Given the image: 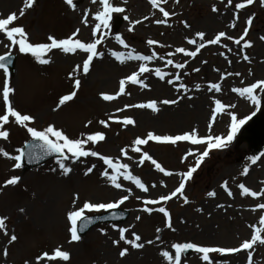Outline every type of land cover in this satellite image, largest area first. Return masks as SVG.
<instances>
[{"label":"rangeland","instance_id":"1","mask_svg":"<svg viewBox=\"0 0 264 264\" xmlns=\"http://www.w3.org/2000/svg\"><path fill=\"white\" fill-rule=\"evenodd\" d=\"M23 2L24 0H0V18H6L13 12L18 15ZM74 2L77 4L76 10L65 5L64 0H37L33 8L15 21V25L23 26L33 43L48 42V35L58 39L67 38L77 28L80 29L77 38L82 42H91L92 28L97 23L92 17L99 10V4H93L91 0ZM112 2L116 6L124 7L126 11L113 14L109 29L101 28V32H107L102 43L98 45V51L104 55L102 58H94L87 75L81 72L74 74L73 78L69 77L73 67L86 58L82 52L65 54L53 50L48 53L51 62L41 65L30 54H22L13 47L12 55L16 56L17 60L16 72L11 76V86L14 87L15 93L10 98L17 110L35 117V123L30 126L38 129L53 124L74 138H79L81 133L104 132L106 139L103 142L95 146L89 144L87 147L128 163L132 174L138 176L149 190L145 193L123 177L118 181L122 188H115L102 175L105 170L109 173L111 170L95 157L81 158L76 164L66 161L73 171L68 176H63L57 164L58 159L25 171L23 166L13 169L15 161L0 155V185L13 175L21 177L17 185L0 190V216L8 217L6 226L9 233L5 236L0 231V264H25V261L35 264L37 255L45 251L51 253L57 246H62L63 250L70 252V261L45 260L41 264H166L159 253L162 250L171 251L170 244L173 242L237 247L241 241L251 237L252 229L249 225L255 224L260 227L258 221L259 217L264 215V210L252 209L257 204L264 203V196L257 198L242 196L238 185L244 184L254 191L264 188V183H261L264 181V153L252 163L246 144L238 145V137L247 121L264 110V91L259 88L254 90L253 95L259 101L258 104H254L251 99L232 92L231 89L246 87L264 80V41L260 39L264 36V6L260 0H254L252 5H247L246 0H233L231 5L227 4V0H179L178 3L176 0H167V3L161 6L175 15L167 18V24L158 25L153 21L164 17L158 9L151 7L148 0H127L126 4L122 0ZM236 3H245L246 6L237 10ZM213 5L217 8L216 12L212 11ZM86 9L89 10L87 27L81 23ZM124 15L130 20L142 19L144 16H148L149 19L135 25L133 31L129 32L130 25L123 19ZM249 16H252L253 20L245 40L251 41L252 46L243 51H240L243 41L241 46H238L232 41L222 39L219 45H207L201 49L195 58H182L180 53L174 52L176 47L194 51L195 45H189L186 38H196L195 33L199 31L205 33L206 40L214 38L219 31L239 38L247 27L246 20ZM117 18L123 21L118 30H115ZM181 21L187 22L190 27L185 28ZM232 24H235V27H230ZM117 34L129 45L128 49L116 42ZM149 39L158 41V44L149 46L147 44ZM196 39L199 43V39ZM9 43L6 37L0 34V55L8 51L4 45ZM222 45H227L232 51L229 52L228 48ZM133 49L143 55H151L153 51L157 53L156 58L147 62V67L151 71L139 77L147 87L128 84L125 89L127 94L113 101H104L100 94L117 92L120 79L137 71L141 63L126 60L121 64L110 53ZM168 52H173L174 55L168 57L166 55ZM221 52L225 55L221 56ZM245 54L250 58L248 61L243 59ZM169 58L173 59L174 63H185V68L178 70L172 65H167L166 60ZM156 68L171 75H166L162 81L154 74ZM196 68L200 70L194 72L193 69ZM176 73L181 76L180 81L168 84L167 80ZM222 73L225 74L223 80L220 79ZM228 73L233 75H227ZM235 73L240 75L237 76ZM75 78L81 80L76 97L53 111L59 97L73 90ZM3 79V70H0V85ZM181 83L186 85L187 92L184 89L178 90ZM209 83H220L222 90L209 92ZM196 85H200L199 90L196 89ZM152 99L158 102L163 99H178V103L175 105L158 103L160 111L157 113L150 109L137 108L116 112V109L123 108L126 104L144 103ZM213 99H220L226 105L223 112L217 113L214 121L211 119ZM2 109L3 104L0 100V114ZM109 115L132 117L136 124L123 127L120 123L109 121V127L104 128L98 122L107 120ZM232 116H235L237 121L243 119L245 122L239 127L228 146L212 150L193 174L192 179L186 182L184 195L189 203L184 204L183 197L178 194L166 204L149 205L153 208L166 207L171 213L176 231L164 227L162 213L143 212L144 199H157L161 195L169 194L178 187L182 178L179 174L187 171L189 166H194L195 156H188L183 162L182 157L189 150L202 152L205 145H192L187 141H180L175 145L150 141L147 145L141 146L142 150L147 151L162 167L175 173L171 176H164L163 173L156 171L148 161L142 166H137L139 154L129 150L128 155L133 159L128 160L121 157L120 149L130 148L135 137H145L149 131L158 135H178L196 129L202 137L207 135L223 137L231 129ZM89 120L92 123L85 127ZM5 128L10 132V136L8 140L0 139V148L12 156L18 155L16 149H22L23 144L32 140V137L25 128L14 122L10 121ZM92 164L96 165L95 169L85 176L84 171ZM245 167L248 169L246 175L242 174ZM225 182L232 196L221 187ZM153 184L156 186L152 187ZM124 189H129L131 195L118 208L131 212L126 223L97 226L79 242L68 243L70 234L67 231L69 225L66 215L73 208L74 196H79L75 206L81 207L85 201L115 202L128 195ZM208 192H215L216 195L210 197L207 195ZM103 212L105 210L86 211L85 214L92 216ZM136 216H140L141 219L137 221ZM119 227L130 228L129 233L125 234L128 238H131V232L139 234L142 238L140 242L149 239L155 241L156 228L159 227L162 230L159 233L161 241H155L152 245L145 244L143 249H132L123 242L119 247L113 246L111 241L118 239L119 233L116 229ZM102 229L106 234H101ZM13 233L18 239L8 244V239ZM261 235L264 236V233ZM125 247L129 248V252L121 258L119 251ZM5 248L8 252L6 257L3 255ZM250 251L253 252V264H264V245L257 243ZM211 255L214 264H247L245 251L237 254ZM182 264L203 262L199 254L191 251L182 257Z\"/></svg>","mask_w":264,"mask_h":264},{"label":"snow or ice","instance_id":"2","mask_svg":"<svg viewBox=\"0 0 264 264\" xmlns=\"http://www.w3.org/2000/svg\"><path fill=\"white\" fill-rule=\"evenodd\" d=\"M37 0H24L23 6L19 9V14L13 12L7 15L6 18H0V34H3L9 44H5V48L8 51L0 55V70H3V83L0 85V100H2L3 109L2 114H0V139L8 140L10 136V132L5 128V125H8L11 122H14L16 125L21 126L26 129L27 133L32 137L34 141L38 143L29 145V159H36L39 160L42 155H51L52 153L59 154V159L57 160V164L59 169L61 170V174L63 176H68L72 171V167L68 166L65 162L70 161L71 164H76L77 162L81 161V158L87 157H95L98 158L100 161L103 162L104 165L107 166V169L111 170L109 173L105 170L102 175L107 178L111 184L117 188L121 189L122 184L119 181L121 177L124 180L132 182L136 188L142 190L143 192H148V187L145 185L144 182L138 177L132 174L130 171V165L128 163H123L120 158H113L108 155H103L98 151L88 148L89 144L95 146L99 142H103L106 139V135L102 131H95L90 133H81L79 138L69 137L63 130L56 128L53 124H49L47 127L43 129H38L36 127L30 126L35 123V117L22 113L21 111L17 110L14 107L13 102L11 100V96L14 95L15 89L11 86V73L9 70V65L11 63L12 58V48L15 47L17 50L22 54H30L36 62L41 65H47L51 62V58L48 56V53L52 52L53 50H59L65 54H75L78 51L82 52L86 55V58L82 60L80 64L75 65L73 67L71 73H69V77L73 78L74 74L83 73L87 75L90 71V67L93 63L94 58H102L104 53L98 51V45L102 43L107 32H101V28L109 29L110 28V21L113 18V14L117 13H124L126 9L121 6H116L112 0H91L93 4H99V10H97L93 14V19L97 21L95 26L92 28V41L91 42H82L78 37L80 29L77 28L75 31L72 32L70 36L67 38L58 39L53 35L47 36L48 42H38L33 43L30 41L29 35L23 26L15 25V21L20 17H23L27 10L33 8L36 4ZM124 4L127 3V0H122ZM149 4L153 9H158L159 12L162 14L164 19H156L153 22L155 24H167V18L170 15H175L174 12L170 13L166 11L165 8L161 5L166 4L167 0H148ZM178 3L179 0H176ZM233 0H227V4L231 5ZM254 0H246L247 5H252ZM65 5H67L70 9L76 10L77 4L74 0H64ZM262 6H264V0H260ZM245 3H236L235 9H243L246 6ZM212 11L216 12L217 8L215 5L212 6ZM88 18H89V10H84L83 18L81 23H83L86 27L88 26ZM123 19L129 22L128 31H133L135 25L141 24L143 21L149 19L148 16H144L142 19L137 20H130L127 15H124ZM253 17L249 16L246 20L247 27L244 28L243 34L239 38H234L232 36L227 35L225 31H219L214 38L212 39H205V33L202 31L196 32L195 37L199 39V43L197 42L196 38H186V41L189 45H195L194 51H189L184 47H176L174 52L183 54L186 57L195 58L197 54L204 49L207 45H219L221 44L222 39H227L232 41L234 44L241 46V42L243 41V45L240 48V51L251 47V41L245 40V37L248 35L249 28L252 24ZM184 24L185 28L190 27L187 22L181 21ZM230 27H235V24L230 25ZM99 33V35H98ZM260 39L264 41V36H261ZM115 40L118 44H120L123 48L128 49L129 45L125 42L121 35L117 34L115 36ZM149 46L158 44V41L149 39L147 41ZM164 47V45H160ZM225 48H228L227 45H222ZM228 51L231 52L232 49L228 48ZM135 53V54H134ZM112 57H114L117 61L123 64L126 60H136L141 61L139 64V68L137 71H133L131 74L123 77L119 81V90L114 94L108 93H101V98L104 101H113L117 99L121 95L127 94L125 89L128 84L136 85L139 84L142 88L147 87L144 84L143 80L139 77L146 72L151 71L147 67V62L152 61L156 58L157 53L155 51L152 52L151 55H143L140 53H136L135 50H129L127 52H117L112 51L110 53ZM168 57H172L174 55L173 52H168L166 54ZM221 56L225 54L223 52L220 53ZM160 59H164V57H159ZM227 59V57H225ZM245 61H248L250 58L245 54L243 56ZM206 63V61H205ZM230 63V61H229ZM167 65H172L175 69H184L185 63H174L173 59L169 58L166 60ZM200 69L196 68L193 69L194 72H198ZM216 71H219L216 69ZM154 74L160 80H164L166 75H171L163 72L160 68H156L154 70ZM251 75V72L249 73ZM187 75V73H185ZM227 75H233V73H228ZM235 75L239 76L240 73H235ZM225 78V74H221L220 79L223 80ZM181 76L179 73H176L172 76L171 79L167 80L168 84H173L174 81H180ZM81 86V80L79 78L74 79L73 83V90L69 93L62 95L59 97L58 103L56 108L53 111L58 110L61 106L65 105L67 102L72 101L76 95L77 91ZM260 89L264 91V80H259L252 83L246 87L240 88H232L231 91L238 93L241 96H246L247 98L251 99L254 104H258L259 101L257 97L253 95L254 90ZM179 89H184L185 92L188 91L186 85L183 83L179 84ZM196 89H200V85H196ZM221 84L220 83H209L208 84V91L212 92H220ZM191 99L192 97H188ZM158 103L162 105H175L178 103V99H163L159 102L155 99L149 100L144 103H137V104H126L123 108L116 109V112H123L126 109L130 108H137V109H150L153 113H157L160 111L158 107ZM214 108L212 109L211 119L212 121L215 120L217 113H221L224 111L226 105L222 103L220 99H213ZM234 107V106H233ZM109 121L120 123L123 127H127L129 125L135 126L136 121L132 117H117L115 115H109L107 120H100L98 123L102 125L104 128L109 127ZM244 120L241 119L237 121L235 116H232V125L230 131L227 133L226 136L220 135H207V136H200L196 129H192L191 131L184 132L178 135H158L151 131H149L145 137L137 136L131 142L130 148L125 147L120 149V155L123 158H127L128 160H132L133 157L128 155L129 150L133 153L139 154V160L137 161V166H142L146 161L150 162L156 171L163 173L164 176H171L175 173L166 170L160 163L157 162L147 151H143L141 146L147 145L150 141L157 142V143H168L175 145L177 142L180 141H187L192 145H205L204 150L202 152H194L189 150L184 157H182V162L188 158V156H195V164L194 166H189L187 171L180 173L179 175L182 177L181 181L173 191H171L167 195H161L157 199H144L143 204L145 207L142 209L143 212L151 214L152 212L162 213L164 217V227L175 232L176 229L173 227L172 216L170 211L164 207H149V205H161L166 204L168 201L177 197L179 194L183 197L184 204H188L189 200L184 195V190L186 187V182L191 180L193 174L197 171V169L201 166L204 162L205 158H207L212 150H220L224 149L228 146V144L233 140L235 133L238 131L239 127L244 124ZM92 122L89 120L85 127H88ZM212 124H209V129H211ZM18 155H10L8 151L3 148H0V155L14 160L15 163L13 164V169H19L22 164V158L25 156V152L22 149H16ZM252 163H255L257 157H250L249 158ZM96 165L92 164L86 168L84 171V175L87 176L93 172ZM55 171V169H53ZM248 172L247 167H245L242 174L246 175ZM21 180L20 176L13 175L6 179L2 185H0V190L6 188L8 186H15ZM261 183H264L262 181ZM156 185L153 184L152 187ZM222 188L227 192L229 196H232V192L227 187V182L221 185ZM240 194L242 196H250L253 198L264 196V188H261L259 191H254L244 184L238 185ZM124 191L128 192V195L122 196L119 200L115 202H108V203H96L91 201H85L81 207H76V201L79 199V196L76 195L73 198L72 210L67 212L66 219L68 222L69 227L67 228L68 233L70 234V239L68 243L79 242L81 240L80 233H83L88 226L92 223V219L88 217L85 213L87 212H100L101 210H111L118 208L120 205L124 204L125 201L129 199L131 195V191L129 189H124ZM208 196L214 197L216 195L215 192H208ZM137 199H141L137 197ZM218 207H223V205H218ZM257 209L264 210V203L257 204L252 210L255 211ZM22 212L23 209H20ZM198 211H200L198 209ZM113 218L115 217V213H113ZM137 221L141 219L140 216H136L135 218ZM8 220L7 216H0V231L3 232L5 236H8V230L6 226V221ZM183 222V221H182ZM260 227H257L255 224L249 225L252 229V235L249 239H245L240 242L237 247H218V246H208V245H201L195 242H173L170 244L169 250H162L160 251L159 255L163 258L166 264H182V257L189 251L192 250L195 253L199 254L200 260L203 264H214L213 258L211 254H237L241 251L247 252V264H253V252L250 251L253 249L254 245L257 243L264 245V236L261 233H264V215L259 217L258 221ZM116 228V226H113ZM119 233L118 239H113L111 242L113 246L119 247L121 242L125 245H130L132 249H143L145 244L152 245L155 241H161V237L159 233L162 231L161 228H156V237L154 240H147L145 242L141 241V236L136 232H131V238L126 237V233H129V227H119L116 229ZM101 234H106V232L102 229ZM18 237L13 233L10 235L8 239V244H12L16 242ZM129 252V248H121L119 251V256L121 258L125 257ZM3 255L6 257L8 255L7 249L5 248L3 251ZM71 259V254L67 250H63L62 246H57L52 250L51 253L45 251L35 258V264H41L42 261H64L68 262ZM25 264H29L28 261H25Z\"/></svg>","mask_w":264,"mask_h":264},{"label":"water","instance_id":"3","mask_svg":"<svg viewBox=\"0 0 264 264\" xmlns=\"http://www.w3.org/2000/svg\"><path fill=\"white\" fill-rule=\"evenodd\" d=\"M15 61L16 57L12 56L11 63L9 65V70L11 73L15 71ZM247 142L249 146V150L252 155H257L264 149V112L259 116L254 117L251 124L246 128V131L240 137V143ZM37 141H31L27 143L23 149L25 152L24 156V165L25 169H32L39 165L44 164L46 161L59 157V154L52 153L51 155H42L39 160L29 159L28 153L30 151L29 145L36 144ZM129 216L128 212H117L115 213V217L113 218V214L100 216V217H92V223L88 226V228L80 233L81 237L84 236L89 230H91L94 226L105 223V222H124L127 220Z\"/></svg>","mask_w":264,"mask_h":264},{"label":"bare ground","instance_id":"4","mask_svg":"<svg viewBox=\"0 0 264 264\" xmlns=\"http://www.w3.org/2000/svg\"><path fill=\"white\" fill-rule=\"evenodd\" d=\"M81 54V53H80ZM79 54V55H80ZM82 55H83V53H82ZM180 56L182 57V58H185L186 56H184L183 54H180ZM64 183V182H63Z\"/></svg>","mask_w":264,"mask_h":264}]
</instances>
